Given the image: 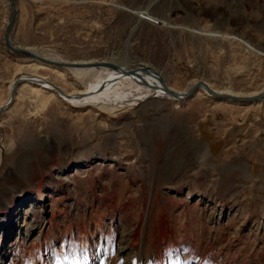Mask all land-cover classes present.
I'll use <instances>...</instances> for the list:
<instances>
[{
    "label": "rangeland",
    "instance_id": "374dc122",
    "mask_svg": "<svg viewBox=\"0 0 264 264\" xmlns=\"http://www.w3.org/2000/svg\"><path fill=\"white\" fill-rule=\"evenodd\" d=\"M153 1L14 0L10 41L145 66L179 93L264 90V0ZM10 21L0 0V106L22 76L86 90L10 52ZM31 86L0 115V264H264V98L200 89L108 114Z\"/></svg>",
    "mask_w": 264,
    "mask_h": 264
},
{
    "label": "bare ground",
    "instance_id": "6f19581e",
    "mask_svg": "<svg viewBox=\"0 0 264 264\" xmlns=\"http://www.w3.org/2000/svg\"><path fill=\"white\" fill-rule=\"evenodd\" d=\"M152 3L153 2H151V4ZM14 7H15V3H14ZM37 55L40 56L42 60H44L43 62L39 60H35L41 63L40 65L41 68L43 69H46L51 66L58 67L48 64L46 60L49 62H54V63L61 62V64H64L60 59L42 57L39 54ZM68 65L70 67H66V68H69L71 72H73V74L77 75L81 79L88 80L84 82L85 85L87 86V87L85 86L86 90L82 92L80 91L78 93L67 94L60 88L48 83L44 77L37 75H33L30 77L22 76L18 78L15 83H12L10 85L9 98L5 103V105L0 106V115L4 110H6L12 104V102L14 101L15 97L18 94L17 91H23L24 93L34 95L37 89L33 88V86L31 85L43 86L46 89L52 90L56 92L63 100L68 102L70 101L73 104L85 105V106L88 105L98 106L101 110H103L108 114H112L114 113V111L123 109L125 107L137 105L149 98H167L173 101H182L189 98V96H191L194 92L200 89L203 90L210 97H213L215 99H223V98H217L216 96L224 95L228 98L223 100H229L232 102H236V100H231V98L250 100L245 103L258 102L264 98V95L260 99L257 97L263 94L264 90H262L263 92L260 91L250 96H246L247 98H241L240 96L236 94H232L228 91L218 92L212 89L210 86H207L205 83L204 84L206 85V88H198L187 97L177 98L171 96L168 93V92H176V91L167 88L165 86L164 79L160 75L152 72L151 70H149L148 67L145 66L144 68L141 69L132 70L128 67L127 64L122 62L119 63L114 62L113 60L105 61V62H96V61L73 62ZM95 73L98 75H96ZM192 86L189 89H191ZM187 91L184 93L182 92L181 93L176 92V93L180 95H185ZM0 140H1V134H0ZM121 248L124 249L125 247L121 246Z\"/></svg>",
    "mask_w": 264,
    "mask_h": 264
},
{
    "label": "water",
    "instance_id": "95a60500",
    "mask_svg": "<svg viewBox=\"0 0 264 264\" xmlns=\"http://www.w3.org/2000/svg\"><path fill=\"white\" fill-rule=\"evenodd\" d=\"M8 1H9V5H10V10H11V21L9 22L8 27L6 29V32H5V35H4V43L6 45V48L12 53H15V54H18V55H22V56H25L27 58L34 59V60H39V61L43 62L44 60H42L41 57L38 56L37 54L29 51L28 49L15 47L13 44H11L10 35L9 34H10V30H11V27L13 25L14 18H15V7H14L13 0H8ZM154 3H156V0L153 1V3L148 6V8H150ZM46 62L48 64H51V65H54V66H58V67H70L68 64L54 63V62H49L47 60H46ZM112 68H114V67H112ZM198 88H206V85L204 84V82L198 81V82H195V84H193L192 88L189 89L185 95H180V94H177L176 92H168V93L171 96H174V97H177V98H184V97L189 96L192 92H194ZM263 95H264V93L259 95V96H257V97L260 99L261 97H263ZM216 97L217 98H223V99H227L228 98V97H226L224 95L223 96H216ZM231 100H236V102H242V103L250 101V100H246V99H237V98H231Z\"/></svg>",
    "mask_w": 264,
    "mask_h": 264
}]
</instances>
